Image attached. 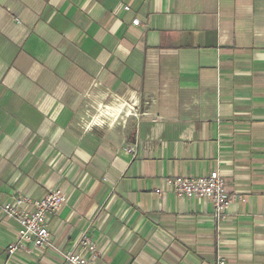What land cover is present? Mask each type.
<instances>
[{
  "label": "crops",
  "instance_id": "1",
  "mask_svg": "<svg viewBox=\"0 0 264 264\" xmlns=\"http://www.w3.org/2000/svg\"><path fill=\"white\" fill-rule=\"evenodd\" d=\"M213 170L217 223L165 184ZM55 188L48 246L7 258L0 213V264H264V0H0V204Z\"/></svg>",
  "mask_w": 264,
  "mask_h": 264
},
{
  "label": "built area",
  "instance_id": "2",
  "mask_svg": "<svg viewBox=\"0 0 264 264\" xmlns=\"http://www.w3.org/2000/svg\"><path fill=\"white\" fill-rule=\"evenodd\" d=\"M124 10H127V7ZM132 25H139V21L133 20ZM128 152H131V149ZM165 184L172 190L177 200H205L210 202L213 207L212 216L216 223L224 218L232 200L239 199L244 202V198L230 196L227 193L225 182L217 170L211 171L204 177L169 178L165 180ZM65 201L62 189L55 188L41 199L17 195L9 203L0 204V213L17 225V238L6 248L7 258L24 248L27 243H32L34 247L38 248L48 246L49 218L60 211ZM76 245L88 248L91 253L94 252V247L84 237L79 238ZM61 258L62 264H94V260L85 259L83 254L79 252L68 251L63 253ZM3 264H10V262L7 259ZM215 264H225V260L218 258Z\"/></svg>",
  "mask_w": 264,
  "mask_h": 264
},
{
  "label": "rangeland",
  "instance_id": "3",
  "mask_svg": "<svg viewBox=\"0 0 264 264\" xmlns=\"http://www.w3.org/2000/svg\"><path fill=\"white\" fill-rule=\"evenodd\" d=\"M127 113L130 114V116H133L134 113H137V111L136 110H133V108H132V109H128V112Z\"/></svg>",
  "mask_w": 264,
  "mask_h": 264
}]
</instances>
